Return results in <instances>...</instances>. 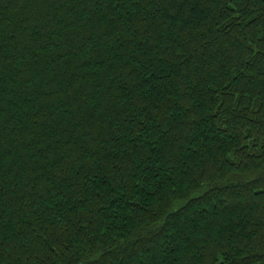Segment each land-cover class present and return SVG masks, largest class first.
<instances>
[{"label":"trees","instance_id":"trees-1","mask_svg":"<svg viewBox=\"0 0 264 264\" xmlns=\"http://www.w3.org/2000/svg\"><path fill=\"white\" fill-rule=\"evenodd\" d=\"M0 264H264V0H0Z\"/></svg>","mask_w":264,"mask_h":264}]
</instances>
